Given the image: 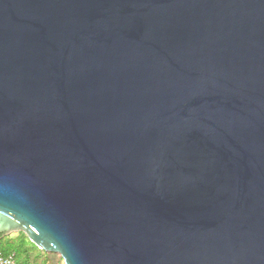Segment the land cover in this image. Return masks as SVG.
<instances>
[{
    "label": "water",
    "instance_id": "95a60500",
    "mask_svg": "<svg viewBox=\"0 0 264 264\" xmlns=\"http://www.w3.org/2000/svg\"><path fill=\"white\" fill-rule=\"evenodd\" d=\"M63 264H264V0H0V238Z\"/></svg>",
    "mask_w": 264,
    "mask_h": 264
},
{
    "label": "trees",
    "instance_id": "16d2710c",
    "mask_svg": "<svg viewBox=\"0 0 264 264\" xmlns=\"http://www.w3.org/2000/svg\"><path fill=\"white\" fill-rule=\"evenodd\" d=\"M43 254V255H42ZM0 255L12 256L16 264H51L45 252L35 247L23 233L14 238H0Z\"/></svg>",
    "mask_w": 264,
    "mask_h": 264
},
{
    "label": "rangeland",
    "instance_id": "374dc122",
    "mask_svg": "<svg viewBox=\"0 0 264 264\" xmlns=\"http://www.w3.org/2000/svg\"><path fill=\"white\" fill-rule=\"evenodd\" d=\"M18 235V233L17 234H12V235H10V236H8V237H11V238H14V237H16ZM7 238V237H6ZM41 251V250H40ZM43 255V254H42ZM48 256L49 257V259L52 261V263L51 264H63V261H62V259H61V257L59 256V255H57V254H53V253H46L45 252V256Z\"/></svg>",
    "mask_w": 264,
    "mask_h": 264
},
{
    "label": "built area",
    "instance_id": "2783aa9c",
    "mask_svg": "<svg viewBox=\"0 0 264 264\" xmlns=\"http://www.w3.org/2000/svg\"><path fill=\"white\" fill-rule=\"evenodd\" d=\"M0 264H16L12 256L3 257L0 255Z\"/></svg>",
    "mask_w": 264,
    "mask_h": 264
}]
</instances>
